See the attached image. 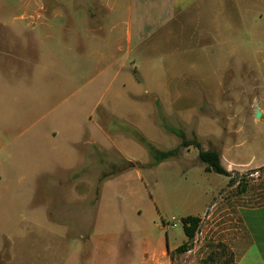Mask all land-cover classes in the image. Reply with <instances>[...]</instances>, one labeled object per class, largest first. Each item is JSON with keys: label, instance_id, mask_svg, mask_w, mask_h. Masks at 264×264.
Wrapping results in <instances>:
<instances>
[{"label": "rangeland", "instance_id": "1", "mask_svg": "<svg viewBox=\"0 0 264 264\" xmlns=\"http://www.w3.org/2000/svg\"><path fill=\"white\" fill-rule=\"evenodd\" d=\"M6 1L11 15L22 13L23 0ZM222 1L220 14L212 0L205 32L195 20L181 21L184 28L178 20L146 21L130 54L117 50L127 46L122 7L111 76L93 101L105 103L111 92V144H85L83 164L70 171L44 165L38 155L30 181L12 162L22 137L1 154V166L13 174L0 180V264H233L239 207L264 204V167L253 168L264 158V118L254 114L264 110V0ZM67 41L69 61L71 49L84 53L78 91L87 94L97 78L86 57L92 40ZM13 50L1 57L0 71L20 83L33 50L27 39L15 40ZM95 119V112L86 116L89 131ZM143 137L176 153L149 166L154 157ZM197 143L219 152L225 145L231 175L205 171ZM131 162L139 165L124 169ZM207 205L213 209L203 214ZM196 215L202 234L189 241L182 220ZM187 241L186 251L153 257Z\"/></svg>", "mask_w": 264, "mask_h": 264}, {"label": "crops", "instance_id": "2", "mask_svg": "<svg viewBox=\"0 0 264 264\" xmlns=\"http://www.w3.org/2000/svg\"><path fill=\"white\" fill-rule=\"evenodd\" d=\"M212 3V0H23L19 4L22 13L11 15L10 4L0 0V59L13 55L15 40L27 39L28 48L33 50L32 54L28 53L27 70L21 84L9 74L4 77L5 73L0 71V157L22 137L23 142L12 147V162L18 172L23 173L22 178L27 177L29 181L35 178L38 155L43 156L44 165L76 170L84 162L85 144L97 150L111 144L108 122L111 116L117 115L111 110V92L105 103L99 104V100L94 105L93 101L99 95L96 90L111 76V59L116 49L114 37L122 26L117 22L122 7L127 10L123 19L127 22V46L119 45L117 50L130 54L133 37H143L146 21L158 26L162 22L178 20L181 24L184 20H195L198 22L195 28L202 27L205 32L209 27L206 20L210 18ZM215 4L221 14L224 1L218 0ZM180 26L184 28L183 23ZM85 35L92 40L86 57L97 71L90 89L92 93L89 90L87 94L78 91L84 53L71 49L69 61L67 41L68 36L81 38ZM156 97L160 100L158 95ZM260 110L264 118V110ZM94 112L97 119L89 131L85 118H92ZM40 146L43 150L37 154ZM93 152L94 149L89 155L91 159ZM219 154L223 166L230 171V166L224 163L226 157L230 158L225 145ZM237 164L249 165L250 162ZM1 165L0 161V180H4L13 173ZM261 167H264V158L253 168ZM6 193L21 194L14 190ZM238 216L241 233L234 247V264H264V204L239 207ZM178 246L164 247L155 251L153 257L169 254Z\"/></svg>", "mask_w": 264, "mask_h": 264}, {"label": "trees", "instance_id": "3", "mask_svg": "<svg viewBox=\"0 0 264 264\" xmlns=\"http://www.w3.org/2000/svg\"><path fill=\"white\" fill-rule=\"evenodd\" d=\"M178 134V136L184 138V134L180 133V132H176ZM142 142L147 146V148L149 149V151L151 152V154L154 157V161L149 163V166H154L159 164L160 162H162L163 160L172 157L175 153H176V149H170V150H165V151H159L156 150L152 144L150 142H148V140L146 138H142L141 139ZM192 143H190L189 141L183 140V145L184 146H189ZM197 147L200 148L199 153H198V158L199 160L205 164V171L207 172H215L218 173L220 175H225V176H230V172L223 166L222 164V160H221V155L219 154V152H217L216 150H204L201 149L200 144L197 143L196 144ZM136 165H139L138 163L133 164L132 162L129 163V166H126L124 169L130 168V167H134ZM244 190L245 187H244ZM183 229L185 232L186 237L188 238V240L190 241L191 239H193V237L195 236V233L198 229V227L200 226V223L202 222V218L200 216H187L185 218H183ZM185 242L183 244H181L180 246H178L176 248L177 251H186L188 250V242ZM234 264V262H233Z\"/></svg>", "mask_w": 264, "mask_h": 264}, {"label": "water", "instance_id": "4", "mask_svg": "<svg viewBox=\"0 0 264 264\" xmlns=\"http://www.w3.org/2000/svg\"><path fill=\"white\" fill-rule=\"evenodd\" d=\"M255 117L256 118H261L262 117V111L260 110L259 107L256 108Z\"/></svg>", "mask_w": 264, "mask_h": 264}, {"label": "built area", "instance_id": "5", "mask_svg": "<svg viewBox=\"0 0 264 264\" xmlns=\"http://www.w3.org/2000/svg\"><path fill=\"white\" fill-rule=\"evenodd\" d=\"M258 173H259L258 170H256V171H255V174H258ZM211 209H213V205H212L211 207L208 208V210H211ZM199 228H200V226L198 227V229H197L195 235L202 234V231L198 232Z\"/></svg>", "mask_w": 264, "mask_h": 264}]
</instances>
